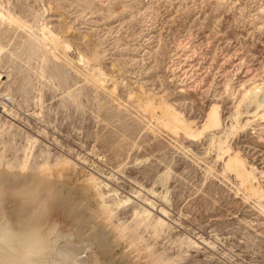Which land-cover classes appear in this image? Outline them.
<instances>
[{
    "label": "rangeland",
    "instance_id": "374dc122",
    "mask_svg": "<svg viewBox=\"0 0 264 264\" xmlns=\"http://www.w3.org/2000/svg\"><path fill=\"white\" fill-rule=\"evenodd\" d=\"M0 12V171L81 205L117 261L264 264L251 97L264 96V0H0ZM165 109L189 129H170ZM235 154L256 195L226 166Z\"/></svg>",
    "mask_w": 264,
    "mask_h": 264
},
{
    "label": "bare ground",
    "instance_id": "6f19581e",
    "mask_svg": "<svg viewBox=\"0 0 264 264\" xmlns=\"http://www.w3.org/2000/svg\"><path fill=\"white\" fill-rule=\"evenodd\" d=\"M0 18L6 17L0 12ZM3 78L0 73V89ZM253 92L255 108L264 111V96L256 98ZM166 112L170 129H189L178 114ZM204 124L206 128L218 127L215 108L210 110ZM231 127L232 132L234 126ZM226 166L240 178L244 189L254 195L258 193L260 188L253 185L256 181L253 171L246 170L236 154ZM92 219L81 205H70L69 200L52 194L37 174L0 171V264H130L127 259L124 262L113 258L108 236Z\"/></svg>",
    "mask_w": 264,
    "mask_h": 264
}]
</instances>
